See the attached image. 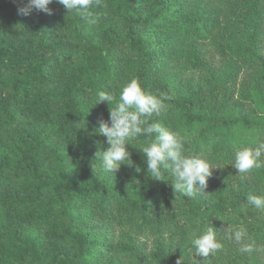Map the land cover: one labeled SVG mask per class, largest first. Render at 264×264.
<instances>
[{
    "label": "trees",
    "instance_id": "16d2710c",
    "mask_svg": "<svg viewBox=\"0 0 264 264\" xmlns=\"http://www.w3.org/2000/svg\"><path fill=\"white\" fill-rule=\"evenodd\" d=\"M18 6L0 0V264H235L240 246L264 252V209L247 200L264 196V166H232L264 143V0H99L91 17L55 0L50 15ZM131 79L167 97L149 122L216 168L205 192L154 180L146 137L127 145L132 167L102 170L95 129L115 101L96 104L98 93L118 100ZM209 227L221 248L198 260L191 238Z\"/></svg>",
    "mask_w": 264,
    "mask_h": 264
},
{
    "label": "clouds",
    "instance_id": "9594fccd",
    "mask_svg": "<svg viewBox=\"0 0 264 264\" xmlns=\"http://www.w3.org/2000/svg\"><path fill=\"white\" fill-rule=\"evenodd\" d=\"M17 12L22 16H31L34 12L52 14L48 7L54 0H20ZM63 5L68 12L77 11L84 17H91L92 9L99 5V0H55ZM167 97H158L147 92L137 79L126 83L116 98L107 92H99L96 104L115 101V107L110 110L109 121L101 120L95 133L106 138L108 148L98 151L95 159L101 162L104 172L115 174L121 166L132 167L134 161L127 145L138 137H146L149 142L143 146L141 153L147 164V173L154 180H168L165 173H170L174 191L192 197L205 192L212 170L216 169L204 157L199 155H185L184 138L177 132L164 127L159 122L150 123L149 120L159 116L164 108ZM154 137V139L152 138ZM264 156V143L255 148H243L236 151L234 165L238 173L246 174L252 169L264 166L261 157ZM135 170L140 172L139 166ZM249 204L256 209H264V196L248 195ZM243 230L236 231L234 238L237 242L242 239ZM233 238L232 236L229 237ZM191 246L196 255L206 258L215 254L221 248L216 233L212 227L200 235L191 238ZM249 251V248H244Z\"/></svg>",
    "mask_w": 264,
    "mask_h": 264
},
{
    "label": "rangeland",
    "instance_id": "374dc122",
    "mask_svg": "<svg viewBox=\"0 0 264 264\" xmlns=\"http://www.w3.org/2000/svg\"><path fill=\"white\" fill-rule=\"evenodd\" d=\"M201 79L198 76H195L190 84L196 85L199 83ZM144 243L148 249H151L152 241L145 240ZM249 248V251H244V248ZM211 255V254H210ZM238 256L239 260H236L235 264H264V252H260L258 250H254L248 246H240L238 248ZM199 257V256H198ZM200 260V257L198 258Z\"/></svg>",
    "mask_w": 264,
    "mask_h": 264
}]
</instances>
